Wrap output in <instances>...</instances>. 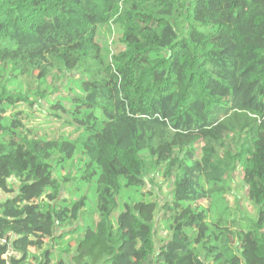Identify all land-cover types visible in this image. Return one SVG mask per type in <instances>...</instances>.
<instances>
[{
	"label": "trees",
	"instance_id": "obj_1",
	"mask_svg": "<svg viewBox=\"0 0 264 264\" xmlns=\"http://www.w3.org/2000/svg\"><path fill=\"white\" fill-rule=\"evenodd\" d=\"M0 192V264H264V0H0Z\"/></svg>",
	"mask_w": 264,
	"mask_h": 264
},
{
	"label": "rangeland",
	"instance_id": "obj_2",
	"mask_svg": "<svg viewBox=\"0 0 264 264\" xmlns=\"http://www.w3.org/2000/svg\"><path fill=\"white\" fill-rule=\"evenodd\" d=\"M103 37V41L105 44L109 45L111 50L114 49L116 41H117V32L112 28L104 29L101 33ZM60 84V83H57ZM57 97L59 94H54L52 96V100L56 105L54 111H49L47 113L43 112L44 106L37 110H30L28 111V119L26 120V125L29 128H32L35 132L40 134H48L52 137L61 135V134H71L73 129L66 127L63 122L59 121L58 119L54 118L52 115L53 113H57L63 117L64 120L67 118L64 116V106L61 102L57 101ZM27 111V109H26ZM63 126V127H62ZM174 182L171 180H166L162 178V176H158L153 182H149L146 187V191L151 193V197L153 200L157 202H163L166 199L170 198V193L173 189ZM230 191H228V195L226 197L227 201L229 202L230 208L232 211H235V215L238 217L246 218L247 215L255 216L256 211L253 204L250 202L248 197V188L244 184L243 181V173L238 171L236 174L233 175V179L229 181ZM6 196L0 192V200H5ZM204 207L209 206L208 201H201L199 203ZM162 226L159 222L156 225L157 231V241L159 240H166L168 238V234H166L162 230ZM70 243L74 246V240H69ZM32 252L37 253L36 249H32Z\"/></svg>",
	"mask_w": 264,
	"mask_h": 264
},
{
	"label": "built area",
	"instance_id": "obj_3",
	"mask_svg": "<svg viewBox=\"0 0 264 264\" xmlns=\"http://www.w3.org/2000/svg\"><path fill=\"white\" fill-rule=\"evenodd\" d=\"M4 243H6V241H4ZM11 255H14V253L13 252H10L8 256H11Z\"/></svg>",
	"mask_w": 264,
	"mask_h": 264
}]
</instances>
